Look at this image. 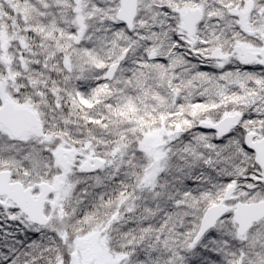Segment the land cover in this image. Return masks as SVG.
<instances>
[{"label":"snow or ice","instance_id":"obj_1","mask_svg":"<svg viewBox=\"0 0 264 264\" xmlns=\"http://www.w3.org/2000/svg\"><path fill=\"white\" fill-rule=\"evenodd\" d=\"M0 264H264V0H0Z\"/></svg>","mask_w":264,"mask_h":264}]
</instances>
